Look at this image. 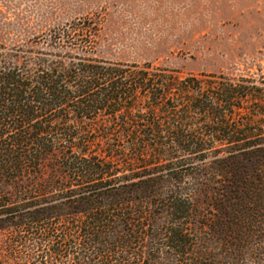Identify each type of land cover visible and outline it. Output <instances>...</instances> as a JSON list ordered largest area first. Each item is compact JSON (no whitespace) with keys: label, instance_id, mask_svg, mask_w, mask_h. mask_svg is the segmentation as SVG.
<instances>
[{"label":"trees","instance_id":"obj_1","mask_svg":"<svg viewBox=\"0 0 264 264\" xmlns=\"http://www.w3.org/2000/svg\"><path fill=\"white\" fill-rule=\"evenodd\" d=\"M92 23L0 43V264H264V128L223 114L242 86L79 50ZM192 110L214 139L163 162Z\"/></svg>","mask_w":264,"mask_h":264},{"label":"rangeland","instance_id":"obj_2","mask_svg":"<svg viewBox=\"0 0 264 264\" xmlns=\"http://www.w3.org/2000/svg\"><path fill=\"white\" fill-rule=\"evenodd\" d=\"M84 18L94 23L72 31L79 50L94 49L113 61L154 62L204 84L214 75L219 83L240 85L247 97L239 109H225V121L264 128V106L259 112L256 102L264 104V0H0V43L18 48ZM174 98L167 103L179 110ZM179 115L190 119L181 129L182 145L165 137L161 152H152L163 162L197 158L206 150L192 149L193 140L209 145L214 139L203 112Z\"/></svg>","mask_w":264,"mask_h":264}]
</instances>
